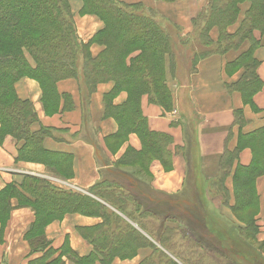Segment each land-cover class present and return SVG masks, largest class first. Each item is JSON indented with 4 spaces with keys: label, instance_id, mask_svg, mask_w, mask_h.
I'll use <instances>...</instances> for the list:
<instances>
[{
    "label": "trees",
    "instance_id": "1",
    "mask_svg": "<svg viewBox=\"0 0 264 264\" xmlns=\"http://www.w3.org/2000/svg\"><path fill=\"white\" fill-rule=\"evenodd\" d=\"M81 2V14L95 16L104 24L101 39L93 40V43L103 47L96 57L83 53V47L75 36L67 0H0V49L14 47L11 51L0 53V146L6 137H11L19 145L16 162L40 164L64 179L71 178V156L49 152L43 147L44 140L53 139L58 130L45 127L32 130V126L38 123L37 115L30 101L18 98L15 84L23 78L34 79L42 89L47 111L54 114L71 112L74 109L72 97L68 93H58L57 84L65 80H79L77 61L81 56L83 87L88 97L100 84L110 82L113 85L103 96V119H113L117 123V132L110 138L118 136L124 139L134 134L140 140L141 150L138 153L128 150L121 162L130 164L137 161L143 168H148L151 162L159 161L170 169L168 147L171 138L149 130L147 120L141 113L140 99L146 95L149 103L160 106L164 111L173 109L171 92L164 80L165 69L162 68L165 58H168L170 70H173L171 36L157 23L155 12L150 8L145 9L141 3L127 4L120 0ZM245 2L250 4V8L245 11L237 29L229 33L228 28L237 22L241 4ZM214 28L218 32L216 41L209 36ZM192 29L205 49L194 53V69L190 73L195 72L200 61L212 55L223 56L238 51L245 42L249 44L248 50L227 65V68L235 71L243 69L240 80L231 87L227 86V89L239 92L245 104H252V97L261 86L255 74L257 61L252 56L258 47L253 32L264 34V0H208L207 6L192 20ZM19 46L26 49L28 57L18 52ZM136 51L140 53L131 57V53ZM120 90L128 93L127 98L123 104L114 105L113 97ZM234 124L239 128L245 125L240 110L234 112ZM245 147L250 148L252 161L248 167L236 164L232 177L234 203L229 206L225 180ZM117 165H114L115 169L119 168ZM262 175L264 128L241 134L233 151H224L219 161L218 176L210 183L209 192L221 196L223 205L236 217V213L241 212L245 205H256L254 183ZM88 194L90 196L64 190L42 178L24 176L20 185L10 184L0 190V223L8 219L13 196L36 207L44 219L81 215L102 220L97 227L77 231L93 246L94 253L83 258L78 257L66 241L60 248V254L53 258L56 250L51 248L50 243L38 236L32 238L33 222L24 237L28 242H41L29 248L31 254L43 255L29 264H63L61 258L66 254L80 263L98 261L100 264H111L115 258L127 260L135 257L137 250L142 248L150 249L151 255L140 264H219L209 256L207 244L213 246L212 253L223 257L229 262L227 264H237V261H229L228 254L243 253H238L237 245L231 242L226 245L235 246L236 253L233 250L224 253L222 246L226 241L234 235L248 245L250 242L256 243L257 227L253 213L244 223L233 217L237 224H228L231 234H227L224 242L223 238L216 236L218 230H213L214 245L208 238L194 234L185 224L182 226L179 223L181 220L174 214L163 216L159 212V205H142L116 181L104 179L90 188ZM165 199L164 204H172V199ZM147 205H152L153 209ZM189 208H200L206 217L202 205H190ZM44 219H39V223ZM204 221L210 224L206 218ZM213 226L216 227L215 224ZM213 226H210L211 230ZM256 250L257 255L264 259V249L260 244Z\"/></svg>",
    "mask_w": 264,
    "mask_h": 264
},
{
    "label": "crops",
    "instance_id": "2",
    "mask_svg": "<svg viewBox=\"0 0 264 264\" xmlns=\"http://www.w3.org/2000/svg\"><path fill=\"white\" fill-rule=\"evenodd\" d=\"M129 1L131 2H124L138 3V0ZM201 8H196L192 13H197ZM238 21L229 27V33L237 29L240 23ZM177 24L185 32L191 30L189 22L177 21ZM77 27L78 31L81 30L80 26ZM90 27L86 22L81 26L85 33L92 30ZM209 36L211 40H217L216 28L211 30ZM253 38L258 43L252 56L257 61L255 74L261 86L253 95L252 104H245L239 92L227 89V86L231 87L232 84L237 83L243 75V69L235 71L227 68V65L249 49L247 42L236 52L232 51L223 56L212 55L200 61L195 72L189 74L185 70L184 81H179L174 88L170 87L173 93V109L168 113L150 105L147 97L141 99V112L147 120L149 130L166 134L171 138L168 147L171 154L170 172L164 173L159 162L153 161L149 167L153 176L151 183L127 170L115 169L114 165L119 155H112L105 148L104 138L111 137L117 130L112 119L101 118V98L111 90L112 83L98 85L89 98L84 89L79 90V85L78 96L72 80L59 83V92L71 95L75 110L47 119L39 113L35 83L21 80L16 85V92L21 99L29 100L34 104L39 118V127L32 130L37 131L40 127L58 130L53 135V139L44 140L43 147L49 152L70 155L72 176L67 182H61L48 176L42 166L16 163L15 157L19 145L11 137H6L0 146V190L10 184L20 185L24 176H33L48 180L64 190L90 196L88 190L106 179L116 181L129 190L142 205L159 206L164 203L165 198L172 199V204L176 205L178 202L176 195L182 191L181 198L184 197L185 204L203 206L207 221L210 223L208 225L203 221V225L206 224L207 228H210L215 224L221 230L216 236L226 239L227 234L231 233H226L223 229L227 230L228 224H235L236 220L229 208L223 205V198L209 192V186L218 176L219 161L224 151H233L241 134H249L264 128V34L254 31ZM125 98V95H120L114 100V105L122 104ZM238 110L242 112L245 120L242 128L234 124V112ZM125 149L133 153L141 150L140 140L136 135H129ZM123 152L121 150V153ZM251 161L250 148H242L230 176L225 180V188L230 198L229 206L234 203L232 177L236 164L248 167ZM254 191L256 205L253 206L255 208L253 219L257 227L255 239L264 248V175L256 178ZM190 196L195 201L190 200ZM11 204L14 205L15 202ZM32 223L33 217L28 210L11 212L3 243L0 244V264H29L43 255V253L31 254L23 240L25 231ZM101 223L100 218L66 215L62 222L51 225L47 229V236L51 248L56 250L53 258L60 254V248L65 241L80 258L93 254V246L77 231L97 227ZM207 228L202 227L205 232L203 237L214 238L215 233ZM237 248L238 253H241V249L238 246ZM222 249L224 253L228 250L236 253L235 246L225 244ZM150 255V249L142 248L137 250L135 257L125 261L115 258L111 264H140ZM91 264L100 263L96 261Z\"/></svg>",
    "mask_w": 264,
    "mask_h": 264
},
{
    "label": "rangeland",
    "instance_id": "3",
    "mask_svg": "<svg viewBox=\"0 0 264 264\" xmlns=\"http://www.w3.org/2000/svg\"><path fill=\"white\" fill-rule=\"evenodd\" d=\"M121 2H131L129 0H120ZM68 2V6H69V12L72 18V21L74 23V29H75V36L76 39L79 41V44L83 47V53H86L90 56L96 57L98 56L101 51L103 50V47L96 45L95 43H93V40H100L102 37V31L104 28V24L95 16L92 15H86V14H81L80 10L82 8V2L81 0H67ZM138 3H141L144 5L145 9L146 8H150L152 9L155 14L157 15V18L155 17V20L157 21V23L162 27L165 28V31L171 36L172 38V51H173V60H172V67L173 70H170V62L168 58H165L164 63L162 68L164 67V80L165 83L167 84V87L169 88V90H171L170 87L175 86V84H177L179 81H184L185 78V73L186 71L191 72L193 67V63H192V59H193V55L194 53H199L200 51H204V46L203 44H201L197 38L195 33L193 32L194 29H192V20L197 17V15L203 11V9L207 6L208 4V0H175V1H171V2H166V1H159V0H138ZM204 5V6H203ZM203 6V7H202ZM202 7V8H201ZM242 7V11L238 14V18L237 21L241 22L242 19L244 18L245 15V11L250 8V4L248 2H245L243 4H241ZM199 9L201 8L200 11H198L197 13H192L195 9ZM145 13H148V11H144ZM89 17V18H87ZM92 19H91V18ZM87 18V19H86ZM178 22H189L191 30L188 32H185L181 29V27L177 24ZM89 24L91 27V31L89 33H85L83 31V29L81 28V26L84 25V23ZM80 26V29L78 31V27ZM96 26V28H95ZM229 29V28H228ZM84 32V33H83ZM102 32V33H101ZM14 47H9V48H1L0 49V53H5L8 51H11V49H13ZM95 49L96 52L94 51ZM134 49V48H133ZM132 49V50H133ZM18 52H23L24 55H26L27 57L29 56L26 49L23 46H19L18 47ZM140 52L136 51V52H132L131 57L138 55ZM81 56H79V59L77 61V65L79 67V80L78 81H74L72 80V84L75 86L76 88V92L79 96L80 92L78 91V85H79V90L81 91L82 89H84L83 87V80H82V73H81V66H82V61H81ZM29 59V58H28ZM30 60V59H29ZM31 61V60H30ZM161 64V63H160ZM186 70V71H185ZM25 80H28L30 82L35 83L36 85V91L38 93V100H37V105L38 110L40 115L43 118H47V119H51L54 118L55 116H58L59 113L54 114V112H50L47 111L44 108V104H43V99H42V89L40 87V85L38 84V82L32 78H23ZM21 79V80H23ZM19 80L16 84H15V91H16V85L21 81ZM66 81H70V80H65V81H61V82H66ZM59 82V83H61ZM59 83L57 84V91L59 92ZM109 83V82H108ZM69 87V86H68ZM153 87L155 88L156 86L153 85ZM70 88V87H69ZM112 89V88H111ZM171 92V96L173 97V93ZM17 94V92H16ZM127 92L125 90H120L118 93H116L113 97V100H116L117 97H119L120 95H125L127 98ZM18 96V94H17ZM91 96V95H90ZM89 96V97H90ZM103 96L101 98V103H102V112L101 115L103 116V112H104V105H103ZM88 97V95H87ZM88 97V98H89ZM143 97H147L146 95L142 96L141 99ZM18 98H20L18 96ZM125 98V100H126ZM21 99V98H20ZM141 99H140V104H141ZM23 100V99H22ZM29 101V100H28ZM148 101V99H147ZM32 103V102H31ZM124 103V102H123ZM122 103V104H123ZM149 103V102H148ZM114 104V101H113ZM150 105L153 106H157L154 104L149 103ZM33 108L35 110L34 104L32 103ZM118 105V104H117ZM120 105V104H119ZM159 108H161L160 106H157ZM140 109H141V105H140ZM162 110H164L163 108H161ZM75 110V106L74 109L72 111ZM71 111V112H72ZM165 112H169V110L165 109ZM35 113L37 115L38 118V114L35 110ZM65 113H69V112H65ZM62 113V114H65ZM142 113V112H141ZM60 114V115H62ZM101 116V118L103 119V117ZM113 120V119H112ZM114 121V120H113ZM116 128H117V123L116 121H114ZM38 128L39 127V118H38V123L34 124L32 126V129L34 128ZM117 132V130H116ZM115 132V133H116ZM129 136L121 139L120 137H116V138H104V143H105V148L109 151V153H111L112 155H119V158L117 159V161L115 162V165H117V168L119 167L122 170H127L131 173L136 174L137 176H139L141 179L151 183L153 180V176L150 173L149 167L152 165L153 162L150 163L148 168H143L142 165H140L137 161H133L130 164H124L123 162V158L125 157V155H127L128 149H125V144L128 140ZM121 150H123L124 152L121 153ZM121 154V155H120ZM159 162V161H157ZM16 163H24V164H34L37 166H42L44 168V171H46V174L48 176H51L55 179H59V181L61 182H67V180L69 179H64L61 176H59V174H56L54 171H50L48 168H46L43 165L40 164H35V163H31V162H24V161H20V162H16ZM162 171L164 173H169L170 169H166L165 166H163L160 162H159ZM248 188V187H247ZM245 190H248V189ZM181 192H179L176 197H177V204L173 205V204H162L161 206H159L158 209H160V213L164 216V215H169L174 214L176 217H179V219L181 220L179 223L182 226L188 227V229L193 230L194 234H196L197 236H203V234L205 232H203L202 227H203V221H204V216H203V212L201 211L200 208L195 209V208H189L190 204H185V201L183 200V198H181ZM213 194V192H211ZM134 196V195H132ZM164 196V195H163ZM187 196V195H186ZM185 196V197H186ZM190 200H193L194 198L192 196L189 197ZM187 199V197H186ZM15 202V204H11V202ZM180 201H183L182 204L180 203ZM195 201V199L193 200ZM11 211L9 213L8 219H6V221L4 223H0V244L3 243V239H4V234H5V228L7 225V222L10 219V215L11 212L14 210H20V209H24V210H28L29 213H31V216L33 217V222L36 224L33 225L35 226L33 229H31V226H29L27 228L31 229L32 234L34 238V236H38L40 237L41 240H43L44 242L50 243L47 236V229L53 225V224H59L60 222H62L63 219H57V218H43V215L39 212V210L35 209L36 207L31 206L27 203H25L22 200H19V198H17L16 196H13L11 201ZM149 206V208L152 207V205H147ZM158 207V206H157ZM153 209V208H151ZM36 210V211H35ZM230 211V210H229ZM255 214V209L252 206V204L249 205H245V207L241 208V212L236 213V217L233 215V217L244 223L247 221V219L249 218V214ZM44 219V221L39 223V219ZM207 219V217H205ZM238 218V219H237ZM178 219V218H176ZM37 222V223H36ZM178 222H175L174 224H178ZM185 224V225H184ZM165 225H169L168 223H166ZM205 228H207L206 224H205ZM208 229V228H207ZM27 230L24 233V236L27 232ZM210 232L214 231H219V233H221V230L218 227L213 226L212 230L211 227L209 228ZM226 233H228V229H223ZM191 232V231H190ZM193 232H191L192 234ZM193 235V234H192ZM203 238V237H202ZM233 238V237H232ZM228 239V241H226L225 244H230L233 243V245H237L240 249H241V253H243V255H238V254H228V259L230 262H236L237 264H242V263H248V264H264V259H261L258 255H257V246L259 245V243H251L250 245H248L245 241L240 240L238 238L234 239ZM200 239V238H199ZM212 239L214 240V238H208V240L210 242H213V244L215 245L216 241H212ZM23 240L25 241L27 248L30 250V246H38L41 244V242H39L38 244H35V242H33V240H31V242H28L27 239H25V237H23ZM201 240V239H200ZM224 242V239H223ZM253 245V246H252ZM262 246V245H261ZM213 246H209V244L206 245V248L210 249L209 250V256L216 261L219 264H224V263H229L227 262L223 257H218L216 255H214L212 253L213 251ZM263 248V246H262ZM264 249V248H263ZM234 252V251H233ZM232 253V252H231ZM245 255V256H244ZM250 255V257H249ZM235 256H237L235 258ZM250 258V259H249ZM121 261H125V260H121ZM61 262L63 264H88V263H80L79 261L75 260L72 256H70L69 254L64 255L61 258ZM256 262V263H255Z\"/></svg>",
    "mask_w": 264,
    "mask_h": 264
}]
</instances>
